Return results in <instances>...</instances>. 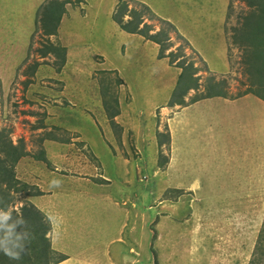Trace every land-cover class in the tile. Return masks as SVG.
I'll use <instances>...</instances> for the list:
<instances>
[{
	"label": "rangeland",
	"instance_id": "rangeland-1",
	"mask_svg": "<svg viewBox=\"0 0 264 264\" xmlns=\"http://www.w3.org/2000/svg\"><path fill=\"white\" fill-rule=\"evenodd\" d=\"M42 1L0 0V131L22 139L14 171L30 187L12 190L0 216L33 204L54 248L69 236L97 247L99 236L96 253L113 239L112 254L141 226L144 264H264V103L251 92L226 102L244 94L247 76L264 83V16L246 13L244 0H64L57 35L43 36ZM120 11L166 35L165 57L120 29ZM243 31L248 45L234 43ZM50 44L65 47L64 62L41 55ZM188 72L197 88L181 96ZM210 83L225 96L204 104ZM257 91L263 98L264 86Z\"/></svg>",
	"mask_w": 264,
	"mask_h": 264
},
{
	"label": "trees",
	"instance_id": "trees-1",
	"mask_svg": "<svg viewBox=\"0 0 264 264\" xmlns=\"http://www.w3.org/2000/svg\"><path fill=\"white\" fill-rule=\"evenodd\" d=\"M244 2L249 7L246 13L249 15H254L259 19L264 16V0H244ZM69 1L64 0H43L36 13L35 25L36 29L41 30V35L43 36H56L58 31V26L61 21V17L65 12V4ZM132 11V10H131ZM125 13V11H120L117 15L113 17L115 23L126 33L129 34H143L144 37L155 44L160 46V52L158 58H163L164 51L166 50L165 41L167 40L164 34L162 39L159 38L160 33H155L148 35L147 32L142 31V27L139 28L141 24L140 15L137 13H132L131 19L127 21L123 20L124 15H129L131 12ZM244 13L240 18L245 16ZM130 16V15H129ZM167 22V21H166ZM262 22V20H261ZM148 25H146L147 27ZM261 30L259 34L261 35V43H264V34H261L263 24H261ZM240 30V29H239ZM241 33V32H240ZM243 34H238V39L233 40L234 43L240 45H248L246 38H250L252 35L247 34L245 31ZM254 35V34H253ZM239 39L241 41H239ZM42 56L49 55L51 53L56 54L58 58L62 57V62L65 60V47L60 45H52L40 49ZM60 56V57H59ZM243 56V54H242ZM244 57H242L243 59ZM178 67L182 68V72L179 77L182 78L186 65L179 64ZM36 64L28 67L27 79L25 85L30 82L32 75L36 72ZM253 72V71H252ZM250 73V72H249ZM250 73L251 75H255ZM192 72L186 74L187 84L185 87V92H182L181 96L186 94L188 89L197 88L196 77H192ZM248 84H246V89L244 94L252 93L257 98L264 100V97H260L257 89L263 87L264 83L260 79H252L248 77ZM181 79H178V82ZM177 82V83H178ZM253 83V85L251 84ZM257 86H256V85ZM217 87V90L214 87ZM218 83H210L207 92L202 95L201 98H211V97H224L225 94L220 89ZM254 86H256L254 88ZM197 100V99H194ZM116 112L109 113L107 117L113 122V117L116 116ZM26 155V151L23 147L22 139H19L17 143H12L7 131H0V211H7L13 204V196L11 195L12 190L18 191L20 187L19 181L15 177L14 167L16 163ZM2 185V186H1ZM28 185H21V190L28 189ZM28 192V191H27ZM31 196L40 194V191H33L29 193ZM49 229L45 218L40 213V211L33 204H23L19 208V211L11 210L7 216L4 218L0 216V264H57L65 259V256L61 253H57L51 245L46 233ZM251 261H249L250 263Z\"/></svg>",
	"mask_w": 264,
	"mask_h": 264
},
{
	"label": "crops",
	"instance_id": "crops-1",
	"mask_svg": "<svg viewBox=\"0 0 264 264\" xmlns=\"http://www.w3.org/2000/svg\"><path fill=\"white\" fill-rule=\"evenodd\" d=\"M248 95L251 94H243L242 96L238 97V98H234V99H226V102L228 103H235L236 101L239 100H244L247 98ZM253 96V95H252ZM255 98H257L256 96H253ZM215 99L219 100L220 97H214ZM214 98H205L204 99V104H208L211 102V100H213ZM223 98V97H221ZM253 100V99H252ZM258 100L262 103H264L263 100H261L260 98H258ZM202 102L196 101L193 104L187 105V106H183L184 109L182 107H179L181 109H183L182 111H187V107L188 106H196L200 105ZM177 105V104H175ZM185 115V113H184ZM183 115V116H184ZM251 136H253V134H251ZM195 179L192 180L191 185H195ZM80 190H77V192ZM77 196V193L75 195ZM85 233L89 236H91V233L93 231L92 228V221H93V216H89L87 213H85ZM108 224V223H107ZM128 227V226H127ZM128 231H127V236H126V242L123 241V239H118V246L114 249L113 253L111 254V252L109 253V248H111V242L113 241V239H110L109 242H106L103 249L101 250V253H96V251H98L99 248V236L97 241V247H91V248H86V247H81L78 245L77 241L72 239L70 236L67 238V242L63 243L61 246H59L58 248H54L53 249L57 250L58 252H60L62 255L65 256V259L62 260L61 262H58L57 264H74L73 263V258L74 256H85V257H93L94 262L88 260V262H80V263H76V264H108V262H119V264H144V261H148L147 259V254H142V248L141 245H144V243L146 242L147 244L149 243V239H147L146 241L145 238L143 240L142 238V233H141V226L140 227H128ZM104 228L99 226V233H102L103 235H105L104 233ZM113 231H115V229H113ZM139 247V248H138ZM146 247V245H145ZM92 252L89 255H84L87 252ZM127 253L131 256V260H128L129 257L127 256ZM91 255V256H90ZM95 258H96V262H95ZM133 259V260H132ZM131 262V263H130ZM149 262V261H148ZM147 262V263H148Z\"/></svg>",
	"mask_w": 264,
	"mask_h": 264
}]
</instances>
